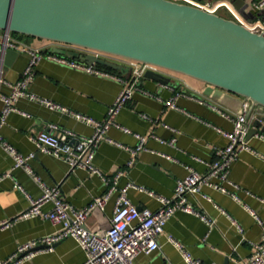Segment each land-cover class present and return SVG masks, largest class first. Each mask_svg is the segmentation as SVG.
I'll list each match as a JSON object with an SVG mask.
<instances>
[{
	"label": "crops",
	"instance_id": "1",
	"mask_svg": "<svg viewBox=\"0 0 264 264\" xmlns=\"http://www.w3.org/2000/svg\"><path fill=\"white\" fill-rule=\"evenodd\" d=\"M264 0H183L180 2L213 9L225 18H240L246 23L256 19L260 13L253 3ZM229 6L231 10L227 8ZM234 13V14H233ZM31 44L41 47L45 41L37 38L27 39ZM28 62V54L0 52L2 77L7 82L20 78ZM81 64H90L79 61ZM122 67H129L122 61H114ZM105 70V66L97 65ZM110 71V70H108ZM113 72V71H110ZM113 73L120 74L119 71ZM142 79L140 85L137 81ZM136 81V89L130 99L120 109L115 120L131 133L116 127L106 131L109 140L99 142L95 148L93 163L106 175L117 171L123 174L118 179L117 188L132 182L146 191L129 188L127 196L138 209L155 211L160 204L148 194L171 197L178 179L183 178L188 168L197 172L206 170V163L215 158L214 150L224 147L226 137L218 131H230L231 118L219 111L236 113L234 101L226 106L217 99L202 94L203 84L187 76L170 73L168 82L141 76ZM121 89V84L110 77L86 73L78 68L58 64L42 58L35 66V74L29 90L36 96L54 101L61 106L95 120L105 117L107 108ZM9 92L8 85L0 83V95ZM175 108L165 105V101L175 93ZM2 103L0 102V110ZM4 124L0 127L2 139L12 145L22 155L33 153L28 160L32 173L46 185L58 184L64 201L75 208L86 206L94 196L102 194L106 186L100 177L85 169H69L63 160L37 151L30 136L43 129L48 123L90 136L93 127L75 120L65 113L50 110L45 106L19 98ZM22 111L27 115L21 114ZM255 117L250 124L254 132L247 138L250 150L242 151L230 164L229 177L239 188L236 191L240 200L255 210L264 225V109L253 108ZM261 118V120H259ZM133 133L145 135L144 149L139 151L131 166L127 165L129 152L117 143L133 147L137 139ZM174 138L171 144L169 141ZM111 140V141H110ZM12 159L0 146V221L11 219L29 206L28 195L36 199L41 189L23 168H12ZM7 174V176H4ZM19 185L21 188L15 187ZM202 191L210 200L200 195L189 197L193 204L213 217L214 226H208L192 214L175 211L166 221L164 231L157 238L159 249L150 253H139L134 264H185L178 250L167 240L170 235L179 241L185 250L198 258L201 264H236V259L248 256L252 242L260 239L262 227L243 207L229 195L209 187ZM248 191V193H246ZM26 194V195H25ZM117 192L107 200L104 210H94L86 220V227L98 230L109 225ZM217 204L241 227L238 231L226 214H222ZM50 208L45 203L42 209ZM60 224L40 217L15 220L9 228L0 229V260L9 257L18 245L31 239L54 233ZM35 254L21 264H82L85 253L71 237L54 243L50 250L39 246Z\"/></svg>",
	"mask_w": 264,
	"mask_h": 264
},
{
	"label": "built area",
	"instance_id": "2",
	"mask_svg": "<svg viewBox=\"0 0 264 264\" xmlns=\"http://www.w3.org/2000/svg\"><path fill=\"white\" fill-rule=\"evenodd\" d=\"M175 1L180 2L183 0ZM253 6L256 10L261 11L264 3L262 1L254 2ZM227 8L231 10L229 6H227ZM205 9L213 11V9ZM235 18L250 30L264 34V13H260V15L250 23L244 22L237 16H235ZM43 41H45V43L41 47H38L28 42L25 37H21L8 30H0L1 51L12 49L17 52L28 54V62L20 78L14 82H7L2 77V70L0 68V83H4L9 87L8 93L0 95V102L2 103L0 110V127L4 124L10 112L17 111L15 103L19 98L35 101L50 110L65 113L72 116L77 121L92 126L93 133L90 136H84L56 124L48 123L43 129L33 133L30 136V141L34 144L37 151L52 155L66 162L70 170L80 168L87 170L91 174L98 175L103 185L106 186V189L102 194L94 196L86 206L82 208L73 207L63 200L58 184L46 185L38 176L32 173L28 165V160L33 157V153L22 155L7 141L3 140L0 134V146L2 150L11 157L13 161L12 168H23L26 173L31 175L42 192L36 199H31L25 194L29 199V206L15 217L0 221V229L9 228L15 220L31 217H40L50 220L53 223L60 224V228L54 233L37 239H31L18 245L17 249L9 257L0 260V264H21L35 254V249H37V247L43 246L50 250L54 243L67 237L73 238L83 249L85 260L82 264H134L133 259L137 254L150 253L159 249L157 238L163 233L166 221L175 211L179 210L194 215L203 221L209 229L214 226L215 221L213 217L197 208L189 199V197L194 195H200L210 200V198L203 193V187H209L229 195L262 227L260 239L251 243V253L246 257L236 259V264H264L263 221L258 217L254 209L240 200L236 193L239 187L233 183L229 177L230 164L232 161H234L242 151L250 150L247 135L250 130L251 121L255 115L251 112L247 115L249 101H244L240 113L219 111L224 116L231 118L233 127L230 131L218 129V131L226 137L227 143L224 147H219L214 150L215 158L206 163V170L204 172H197L188 168L187 174L176 181L171 197L155 195L148 191V194L154 196L160 204L157 210L152 211L147 208L138 209L136 205L129 200L127 190L131 187L142 191L146 190L143 187L136 186L132 182H127L124 186L117 188L118 179L123 172L117 171L111 175L101 173L93 163L95 148L99 142L109 140L106 131L112 126L121 129L125 133H131L129 129L119 125L115 118L136 89V81L143 76L145 72L151 71L165 78H167L170 73L174 72L153 64L125 59L99 51L79 49L75 46L55 41ZM52 47H60L67 50H82L105 60H107L109 56L118 57L129 67L130 76L126 78L121 74L98 68L94 63L81 64L78 60L70 56L50 51L49 49ZM42 58H47L71 68L81 69L86 73L106 76L118 81L121 84V89L107 108L105 117L102 120H95L32 93L29 90V86L34 78L35 66ZM181 95L184 94L182 92L175 93L171 98L165 101V105L175 108L174 100ZM19 112L28 116V114L22 111ZM133 135L137 139V144L135 146L128 147L117 143L118 146H121L129 152L130 156L127 161L128 166L134 163L137 153L144 149L147 138L145 135H140L138 133H133ZM173 142L174 138L169 141L171 144ZM4 176H7V174H4ZM15 187L21 188L17 184ZM114 192H117V194L114 199L112 215L108 227L98 230L87 228L85 223L90 213L94 210L103 211L107 200ZM246 193H248V191H246ZM259 199L261 203H264V198ZM45 203L50 204V208L47 210L42 209ZM214 207L222 214H226L217 204H214ZM227 217L232 221L237 230L241 231L240 225L229 215H227ZM167 240L178 250L185 264H201V261L185 250L179 241L175 240L170 235H167Z\"/></svg>",
	"mask_w": 264,
	"mask_h": 264
},
{
	"label": "water",
	"instance_id": "3",
	"mask_svg": "<svg viewBox=\"0 0 264 264\" xmlns=\"http://www.w3.org/2000/svg\"><path fill=\"white\" fill-rule=\"evenodd\" d=\"M0 30L156 65L201 82L203 95L226 106L234 101L236 113L245 100L247 115L264 109V34L199 6L175 0H0ZM49 50L130 76V69L92 53ZM143 77L168 82L151 71Z\"/></svg>",
	"mask_w": 264,
	"mask_h": 264
},
{
	"label": "rangeland",
	"instance_id": "4",
	"mask_svg": "<svg viewBox=\"0 0 264 264\" xmlns=\"http://www.w3.org/2000/svg\"><path fill=\"white\" fill-rule=\"evenodd\" d=\"M107 60H108V61H111V62H114V61H117V60H118V61H121L120 58H118V57H110V56L108 57ZM114 63H115V62H114Z\"/></svg>",
	"mask_w": 264,
	"mask_h": 264
},
{
	"label": "trees",
	"instance_id": "5",
	"mask_svg": "<svg viewBox=\"0 0 264 264\" xmlns=\"http://www.w3.org/2000/svg\"><path fill=\"white\" fill-rule=\"evenodd\" d=\"M17 35H19V36H21V37H25L26 39L32 38V37L25 36V35H21V34H17ZM106 69H108V70H110V71H113V72H115V71H116V70H114V69H111V68H108V67H106Z\"/></svg>",
	"mask_w": 264,
	"mask_h": 264
}]
</instances>
